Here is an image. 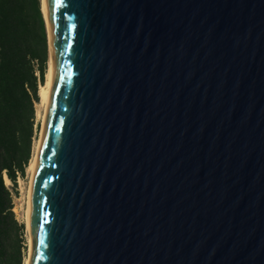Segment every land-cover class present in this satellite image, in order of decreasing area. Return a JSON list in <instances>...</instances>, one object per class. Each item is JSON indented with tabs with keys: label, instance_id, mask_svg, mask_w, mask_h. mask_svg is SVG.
Instances as JSON below:
<instances>
[{
	"label": "water",
	"instance_id": "1",
	"mask_svg": "<svg viewBox=\"0 0 264 264\" xmlns=\"http://www.w3.org/2000/svg\"><path fill=\"white\" fill-rule=\"evenodd\" d=\"M43 8L31 264H264V0Z\"/></svg>",
	"mask_w": 264,
	"mask_h": 264
},
{
	"label": "trees",
	"instance_id": "2",
	"mask_svg": "<svg viewBox=\"0 0 264 264\" xmlns=\"http://www.w3.org/2000/svg\"><path fill=\"white\" fill-rule=\"evenodd\" d=\"M47 39L41 0H0V264H24L27 255L13 195L18 196L16 172L27 175L38 136L35 105L45 81Z\"/></svg>",
	"mask_w": 264,
	"mask_h": 264
},
{
	"label": "bare ground",
	"instance_id": "3",
	"mask_svg": "<svg viewBox=\"0 0 264 264\" xmlns=\"http://www.w3.org/2000/svg\"><path fill=\"white\" fill-rule=\"evenodd\" d=\"M41 7H42L43 15L45 18L46 28H47L48 62H47V69L45 73V81H44V84L39 86V90H38L39 101L35 107V115L37 119L40 121V129H39L38 136L35 139L32 158L27 168L30 174L28 192H29V186H30L32 174H33V169H34L37 157H38V153H39V149H40V145H41V141L43 137V132H44L46 117H47L48 108L50 104L51 94H52L54 84H55L54 57H53V52L51 49V38H50V32H49V27H48V20H47V17L44 12V8H43V0H41ZM5 180L9 181L6 176H5ZM23 214H24V225H25V229L27 232V236H28V251H27V255L24 260V264H31L33 250H34V239H33L32 231L29 225V218H28V195H27L26 209Z\"/></svg>",
	"mask_w": 264,
	"mask_h": 264
},
{
	"label": "rangeland",
	"instance_id": "4",
	"mask_svg": "<svg viewBox=\"0 0 264 264\" xmlns=\"http://www.w3.org/2000/svg\"><path fill=\"white\" fill-rule=\"evenodd\" d=\"M36 107V105H35ZM35 121H36V125L39 126L40 129V121L37 119L36 115H35ZM39 133V130H38ZM35 142V141H34ZM34 146V145H33ZM29 171L27 169V175L25 177H23L20 181V184L17 185V189H18V196L14 197V212L16 214L17 219L20 222L24 223V212L26 209V205H27V192H28V185H29ZM25 237H26V243H27V251H28V236H27V232L25 233Z\"/></svg>",
	"mask_w": 264,
	"mask_h": 264
},
{
	"label": "built area",
	"instance_id": "5",
	"mask_svg": "<svg viewBox=\"0 0 264 264\" xmlns=\"http://www.w3.org/2000/svg\"><path fill=\"white\" fill-rule=\"evenodd\" d=\"M35 74L38 76V70H36ZM35 127H36V121H35ZM17 174V185L20 184L21 179L23 178L18 172H16ZM5 184L7 187H11L12 183L10 181H6L5 180ZM16 197L15 195H13V198Z\"/></svg>",
	"mask_w": 264,
	"mask_h": 264
}]
</instances>
